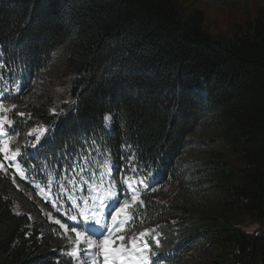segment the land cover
Wrapping results in <instances>:
<instances>
[{
  "label": "trees",
  "instance_id": "16d2710c",
  "mask_svg": "<svg viewBox=\"0 0 264 264\" xmlns=\"http://www.w3.org/2000/svg\"><path fill=\"white\" fill-rule=\"evenodd\" d=\"M188 1L0 0V102L23 96L0 116L22 132L12 148L28 162L21 187L0 170V264H69L62 253L75 240L55 223L71 215L65 194L88 197L99 174L110 179L128 156L137 173L125 169L117 192L131 178L139 196L125 227L147 232L150 246L159 233L153 250L165 264L194 253L208 264H264V231L237 221L264 220V12L244 5L249 28L222 43L204 30L205 6ZM59 55L62 99L33 100ZM210 130L219 153L181 163L192 135ZM145 171L155 175L148 188L137 184Z\"/></svg>",
  "mask_w": 264,
  "mask_h": 264
},
{
  "label": "snow or ice",
  "instance_id": "6c2138e0",
  "mask_svg": "<svg viewBox=\"0 0 264 264\" xmlns=\"http://www.w3.org/2000/svg\"><path fill=\"white\" fill-rule=\"evenodd\" d=\"M0 51H2V49H0ZM2 59L3 57L0 56V60ZM0 110L4 112L8 111L4 108L2 103H0ZM69 112H73L71 107L69 108ZM73 115H75L74 112ZM18 116L21 122L26 123L25 113L20 112ZM110 119V116L104 117L105 124L103 125V130L105 132H110V129L107 125V121ZM6 127L8 129L7 131L5 130ZM32 131H36V129H33ZM20 135H22V132L16 131L13 127V119H7L4 116H0V137H5L0 138V153L5 154V160L10 159L12 161L11 167L15 168L23 178L25 175L24 169L28 167V162L23 160V151L21 147H15L14 150L10 149V140ZM29 135H31V133H29ZM88 135L92 137L91 144H96V137L98 133L92 132L88 133ZM53 138L54 137L46 138L44 143L39 145V148L37 147V143H31L30 146L33 149H36V153H29V156H34L35 154L39 153V151L43 149L48 143L49 139ZM35 140L37 142L40 141L41 136H36ZM84 143H88V141H84ZM65 152H67V149H65ZM68 155L70 157L74 156L75 149L73 148V152ZM18 158L21 160L23 166H21V163H17ZM125 159H127L128 163L116 165L113 169L115 174L111 175L110 179L106 180V174L100 173L98 182L94 184L92 189L88 190L90 195L84 200V206L82 208H78L76 214L69 215L67 217L68 220L76 222L75 226L71 227L70 229L72 233L76 234L75 242L80 244L82 240V242L87 246L88 250L96 249L102 253L104 264H115L116 257L123 256L125 254L124 244L120 243L117 245V241H125V236L119 235L113 237L112 233L120 232L122 230L120 225L117 223V219L122 213L129 209V199L135 201L139 196V188L131 183V178H124L119 189V194L117 192V177L125 169L132 171L134 174L137 173L138 166L132 163V161H134V157H121L122 161ZM68 166L71 168L73 167V164L69 163ZM0 167L3 166L0 165ZM142 174L143 178L138 179L137 184L143 185L144 188H148L151 183L155 182V175L151 171H145ZM12 183H15V179L12 180ZM102 185H104V187H102ZM152 190L154 191L155 189L153 188ZM121 199L123 200L122 203ZM141 203L143 202L141 201ZM108 207H113L115 209L114 212L106 214L105 209ZM78 216L82 217V220H78ZM106 216H110L113 226H109ZM55 223L59 225L60 228L65 229V231L68 230V225L61 223L60 219H56ZM153 232H155V230H153ZM139 235L140 237H146L148 233L140 232ZM94 236L97 238L94 239ZM152 240L154 243H151L150 246V241L148 240H142L138 245L136 240L133 239L132 249L139 257V264H164L166 257H163L161 254H158L157 251L153 250L159 249L161 245L159 233H156V236L152 237ZM145 253H150V256L145 255ZM62 254H66L70 257H75L77 255L75 251ZM110 257H112L111 261L109 260ZM93 264H95V260H93Z\"/></svg>",
  "mask_w": 264,
  "mask_h": 264
},
{
  "label": "rangeland",
  "instance_id": "374dc122",
  "mask_svg": "<svg viewBox=\"0 0 264 264\" xmlns=\"http://www.w3.org/2000/svg\"><path fill=\"white\" fill-rule=\"evenodd\" d=\"M188 3L190 1L186 0ZM198 4H201L202 9L205 13V23L204 30L205 32L213 37L218 39L221 37V42L225 43L228 39H232L233 34L237 31L245 32L249 28L246 25V21L250 20L246 11L253 13L254 6L261 9L264 12V0H193ZM183 6L181 2H178ZM234 4V5H233ZM190 5V4H189ZM246 6V11L243 6ZM190 8L186 7L185 12H188ZM250 18V16H249ZM63 68V57L62 55L57 56L48 70L45 71L35 85V87L29 92L32 95L33 100H44L46 98H51L55 93H58L57 80ZM61 90V89H60ZM61 98V94L58 93V96L54 98V101H57ZM4 138V137H0ZM194 141L193 145L184 152L183 156L180 157L179 161L181 163H189L193 161H202L208 162V156L219 153V144H221V139L217 135V132L210 130L205 133H195L191 137ZM11 143V140H10ZM4 153H0V165L4 168L3 171H9L12 180L15 179V176L19 173L15 168L11 167L12 161L4 159ZM10 155V153H9ZM14 185L16 187H21L20 183L15 179ZM118 207V205H117ZM113 207H108L105 209L107 214L114 212ZM109 226H113L110 216H106ZM238 224L241 226L242 230L247 233L256 234L258 232L264 231V220L261 222H253L250 218L242 220L240 222L239 218L237 219ZM117 223L120 225V228L123 230V220L118 217ZM121 230V231H122ZM120 231V232H121ZM120 232H113V237H116ZM138 245L140 242H136ZM131 256L129 259L126 257L118 256L117 259L127 260V264H139V257L137 253L133 251L131 246ZM112 260V257L109 258ZM188 261L185 264H208L207 257L203 254L194 253L189 256ZM84 264L85 261H84ZM95 264H104L103 255L98 250H96L95 255Z\"/></svg>",
  "mask_w": 264,
  "mask_h": 264
}]
</instances>
